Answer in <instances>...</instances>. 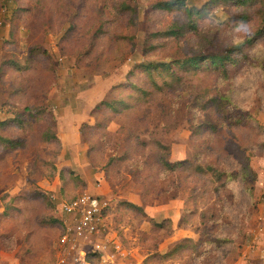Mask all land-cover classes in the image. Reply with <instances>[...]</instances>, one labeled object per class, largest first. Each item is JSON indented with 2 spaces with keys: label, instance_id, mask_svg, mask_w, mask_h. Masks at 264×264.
<instances>
[{
  "label": "rangeland",
  "instance_id": "obj_1",
  "mask_svg": "<svg viewBox=\"0 0 264 264\" xmlns=\"http://www.w3.org/2000/svg\"><path fill=\"white\" fill-rule=\"evenodd\" d=\"M164 1L0 0V122L25 121L0 123V136L25 140L0 145V264H73L81 251L84 264H264V30L227 79L207 64L176 66L153 74L156 90L138 67L245 40L262 27L264 0L247 6V21L234 0L153 8ZM179 26L181 37H149ZM129 75L146 99L119 86ZM216 94L228 102L212 106ZM113 100L130 108L91 113ZM231 110L249 113V124L229 122ZM52 127L60 145L42 137ZM163 150L185 163L166 169ZM83 192L104 200L107 215L71 249L50 221L61 218L58 202ZM183 239V250L158 255Z\"/></svg>",
  "mask_w": 264,
  "mask_h": 264
},
{
  "label": "trees",
  "instance_id": "obj_2",
  "mask_svg": "<svg viewBox=\"0 0 264 264\" xmlns=\"http://www.w3.org/2000/svg\"><path fill=\"white\" fill-rule=\"evenodd\" d=\"M215 1H217V0H215ZM227 1H230V0H227ZM256 1L257 0H234L232 2L235 4H239L241 7H243V14L241 16H238L239 19H242L243 21L248 20L249 15L246 12V8H247V6H252ZM180 7H185V1L184 0H169V1H164V2H158L155 4V6H153L154 9H159V10H164V11H170L172 9L180 8ZM190 10H187V11H190ZM196 11H197V9H196ZM261 19L263 21V24H262L261 29H259V31L258 30L255 31L250 37L246 38L245 40H243L241 42H237V43L228 45L221 52H204V53L197 52V53H194L193 56H190V57L185 58V59H179V60H175V61L172 60L174 62L170 61L168 63H164V62L149 61V62H145V63H140L138 65V67L141 68V72L146 73V75L149 77V79H151V81L153 83V87L157 88L156 90H162L163 88L160 84H157V82L154 80L153 74L155 72L160 73L161 71H167V72L174 74V68L176 66L179 68L183 67V68H186V70H190L193 68L202 67L203 66L202 63L204 65L207 64L210 69H212L213 71H216L215 73H219V76L221 78L227 79L231 75V73L234 72V70H238L240 67H242V65L244 63L249 62L248 57L245 56L247 54L246 50L253 45V43L257 39L256 38L257 35H259V36L262 35L261 32L264 30V10L262 11ZM190 25L191 26H189V27L191 28V30L195 29V26L193 23H191ZM184 30L185 29L182 26L172 27V28H169L166 31H162V32L153 31L150 33L149 37H155L157 35H164V36H168V37L171 36L172 38H176V37L183 36V34L185 32ZM38 53H39V51L36 52V55ZM31 55L32 56L35 55L33 50L31 51ZM263 63H264V60L262 62V66L264 67ZM127 78L129 80H127L126 83H120L119 86H122V87H124V89L130 90L132 93H136L139 96H143V98L146 99L147 96L149 95L150 90H146L145 88L143 89L140 86H138L137 84L131 82L130 81V75L127 76ZM226 101L228 102L227 96L216 94L215 97L211 98V102H212L211 105L215 106V104L217 105V102L223 103ZM102 108H104V109L109 108L115 112H121L123 110L129 109L130 104H128V102L125 100L100 101L92 108L91 113L95 114V112L104 110ZM27 109L28 108L25 107V111ZM226 119L233 124L235 123V124L241 125V126L249 124V119L251 120L249 113H245L243 111H238V110L237 111L231 110V112H227ZM0 123L4 124V125H18V127L25 125V121L18 116H15L14 118L9 119V120L2 121ZM200 127H204L205 129H214L215 126H214V124L205 123V124H202ZM80 129H82V126L80 127ZM261 131L264 132L263 127H261ZM42 137L47 141L57 142L58 145H60V139L56 135V133L54 132L53 127L47 128V130H45L43 132ZM156 144H157V146L161 147V149H164V150L167 149L166 146L160 142H156ZM0 145L7 147V148H10V149L19 148V147H23L25 145V140L22 138H9V137H5V136H0ZM164 150L159 155V162L166 169H169V170L175 169L179 166H182L185 163V160L170 162L167 159ZM189 166L190 165H187V167H189ZM193 169L198 173L210 175L211 177H214L216 179H220V177H222L223 175H226L227 179L232 178V176H234L232 174H225L224 172H220L219 170H217L216 168H214L211 165H207V166L195 165V166H193ZM76 196H78V194L71 196L66 200H71V199L75 198ZM123 205L127 208H131V209H134L136 211L141 209L140 206H138L137 204H134L132 202H129V201H124ZM11 209H12V211H14L17 208H15V206L13 204V206L11 208H9L8 210H11ZM102 215H104V216L107 215V207H105L103 209ZM4 216L5 215L3 213H0V219H3ZM168 221H170V220H168ZM50 223L54 224V225L55 224L60 225L61 233L59 236H62L65 233L64 223H63L61 218H53V219H51ZM162 224H163L162 222L161 223L155 222V225L159 228L160 227L162 228ZM185 240L186 239H183L182 242L176 243L169 251L164 252L162 254H158V255L161 256V258L173 256L174 253H176L180 250H183L185 248V244H184ZM92 253H93L92 255L96 254L95 251Z\"/></svg>",
  "mask_w": 264,
  "mask_h": 264
},
{
  "label": "built area",
  "instance_id": "obj_3",
  "mask_svg": "<svg viewBox=\"0 0 264 264\" xmlns=\"http://www.w3.org/2000/svg\"><path fill=\"white\" fill-rule=\"evenodd\" d=\"M107 203L98 196L87 192L78 194L71 200H61L57 204L58 213L64 223L65 233L61 236L60 243L69 245L74 249L76 241L99 234L104 225L105 216L102 215ZM99 246V245H97ZM82 259L73 264H84V251H81ZM61 259L60 263H65Z\"/></svg>",
  "mask_w": 264,
  "mask_h": 264
}]
</instances>
